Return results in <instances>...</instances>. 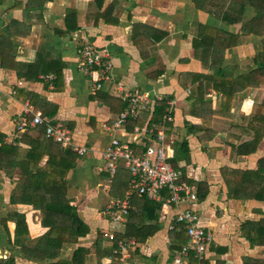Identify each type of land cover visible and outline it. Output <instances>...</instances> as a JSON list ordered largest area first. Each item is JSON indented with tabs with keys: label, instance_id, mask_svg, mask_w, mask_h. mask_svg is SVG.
<instances>
[{
	"label": "crops",
	"instance_id": "1",
	"mask_svg": "<svg viewBox=\"0 0 264 264\" xmlns=\"http://www.w3.org/2000/svg\"><path fill=\"white\" fill-rule=\"evenodd\" d=\"M220 3H227L229 21L215 10ZM69 10L75 14L67 16ZM255 14L251 0H0V131L9 139L0 147H8L0 154V264L12 257L8 264L71 260L79 247L89 249L85 264H170L179 249H171L169 226L186 209L197 211L199 224L213 233L209 264H264V201L246 196L252 189L226 170H256L264 158V136L255 153L238 154L255 134L264 135L263 127L251 125L252 116L262 112L264 86L241 78L259 68L256 57L264 49L262 38L242 29ZM87 44L106 48L111 56L114 79L97 93L81 69L80 51ZM129 91L176 100L167 143L182 182L197 191L204 183L206 196L191 205L160 202V230L141 242L127 238L134 244L123 255L117 253L122 240L109 234L123 231L127 219L114 229L104 212L115 198L102 154L112 138L134 145L153 139L128 124L114 128ZM27 104L46 121L64 124L73 142L88 149L67 175L63 203L78 207L90 233L76 244L65 243L55 260L35 259L22 250L48 231L39 211L13 199L31 166V146L23 139L40 136L38 129H16L22 117L32 119ZM183 142L189 162L181 153ZM227 181L239 196L230 195ZM132 208L141 212L140 206ZM12 213L24 215L28 226L29 236L25 232L19 244Z\"/></svg>",
	"mask_w": 264,
	"mask_h": 264
},
{
	"label": "trees",
	"instance_id": "2",
	"mask_svg": "<svg viewBox=\"0 0 264 264\" xmlns=\"http://www.w3.org/2000/svg\"><path fill=\"white\" fill-rule=\"evenodd\" d=\"M251 4L255 9V16L248 20L242 29L246 35H254L263 39L264 47V0H251ZM227 3L217 4L216 11L223 15L224 20H228L231 12L226 9ZM72 10L68 11L67 16L74 15ZM232 15V14H231ZM230 15V16H231ZM229 21V20H228ZM256 63L259 68L251 71L242 79H246L248 83L258 81L260 85L264 86V49L256 57ZM226 99H229L230 95L225 94ZM126 102V101H125ZM128 102L123 104L120 114L126 110ZM165 102H158L154 105L152 110L143 112L136 120H130L127 122L129 126L134 129L136 126L141 128H151L155 123L162 121L166 109ZM259 109L264 112V102L260 105ZM260 110V111H261ZM260 114H254L251 118L252 127L256 126L259 129L263 127L264 133V118ZM119 114V115H120ZM36 129L39 131V137L37 138H24V141L29 142L31 149L28 151L27 159L31 163L24 175L27 179L23 185H19L16 194H14V200L21 201L23 204L31 205L35 210L40 213V221L44 228L48 231L44 236L37 239L34 247H25L22 249L29 256L39 260H55L61 256V250L65 243L76 244L80 238L86 237L90 233L89 225L80 217L78 207L73 204L63 203V197L68 193L69 182L67 181V175L71 170L76 167L79 156L70 149L63 148L60 144L56 143L52 139L45 141V126H38ZM264 135L255 134L251 141L245 142L238 149L240 155H250L257 151L260 141ZM155 137V135H153ZM153 142L150 139H145L140 144L135 145L137 153H144L146 147ZM6 148L0 149V154L6 152ZM181 153L184 156L186 154L187 162L190 161V154L188 144L183 142L181 144ZM48 156L46 164L41 167L40 162L45 156ZM173 168L182 173L177 165V158L171 159ZM229 171V176L232 178H239L242 183L248 185L252 190L248 191V197L264 201V158L259 162V167L256 170H234L226 169ZM104 177L111 181L110 196L116 199L124 198L126 193L130 191L131 173L125 167L120 166L117 172L112 175L106 169ZM228 182L229 193L232 196L237 195V188L233 187ZM231 184V185H230ZM252 186V187H251ZM198 197L204 198L206 191L201 194V187H205L204 183L198 184ZM246 191V190H245ZM252 191V192H251ZM165 197H169V193L165 192ZM132 204L140 206L141 212L136 213L134 210L130 211V214L126 221V228L116 233V239L126 240L127 238H135L141 242L147 240L156 234L161 228L158 223L159 217L157 211L161 209L162 203L149 200L146 196L139 195L136 191H133L131 196ZM135 207V206H134ZM133 209V208H132ZM16 222V244H19L22 240L24 233L29 236L28 226L25 216L19 213H12L9 217ZM6 223V221H4ZM171 249H182L188 244L189 237L184 226H178L176 229L171 230ZM104 233H100L96 242L97 249L99 250L102 245ZM116 248L117 246L114 245ZM32 249V250H31ZM89 254V249L85 247H79L74 251L71 260L59 259L54 263L46 264H85V259ZM120 256V255H117ZM14 262V258L8 260L6 263ZM120 264V263H111Z\"/></svg>",
	"mask_w": 264,
	"mask_h": 264
},
{
	"label": "built area",
	"instance_id": "3",
	"mask_svg": "<svg viewBox=\"0 0 264 264\" xmlns=\"http://www.w3.org/2000/svg\"><path fill=\"white\" fill-rule=\"evenodd\" d=\"M80 57L82 72L92 80L91 89L94 93L101 91L105 83L113 81L111 56L108 49L87 44L82 47ZM123 99L128 102V107L119 115L114 128L123 127L128 121L138 119L143 112L152 110L158 102H165L167 107L161 122L153 124L149 129L139 126L134 128L135 133L144 132L153 138V143L146 147L144 153H137L133 143L118 138H112L103 152L102 157L109 173L114 175L118 168L123 166L132 176L130 191L126 193V196L111 199L106 204L104 209L106 216L110 217L113 224L125 222L132 209L133 191L146 196L149 200L166 205L180 206L196 203L198 201L196 186L182 182L180 172L176 171L170 162L173 155L167 143V131L170 124L174 122L176 100L162 95L153 98L149 92L132 91L126 92ZM25 113L32 114V119L29 121L26 117H22L18 121L16 129L19 133L30 132L44 125L47 139H52L63 148L72 150L79 157L87 154L88 149L73 142L72 131L64 124L46 121L29 104L25 108ZM8 142L9 139L3 137L0 131V147ZM165 192L169 193V197H165ZM162 219H165V216H162ZM199 221V213L192 209L178 211L175 215L169 229L174 230L178 226H184L189 241L177 252V258L170 264H209L208 247L214 237L210 230L199 224ZM109 238L115 240L116 236L112 233L109 234ZM133 244L134 240L120 241L117 253L124 255Z\"/></svg>",
	"mask_w": 264,
	"mask_h": 264
},
{
	"label": "rangeland",
	"instance_id": "4",
	"mask_svg": "<svg viewBox=\"0 0 264 264\" xmlns=\"http://www.w3.org/2000/svg\"><path fill=\"white\" fill-rule=\"evenodd\" d=\"M107 219L110 220V222H111V224H112L111 219L108 218V217H107ZM115 227H116V228H119V227H120V224H119V223H114V224H113V228L115 229ZM112 233L114 234V232L111 231L110 234H112Z\"/></svg>",
	"mask_w": 264,
	"mask_h": 264
}]
</instances>
